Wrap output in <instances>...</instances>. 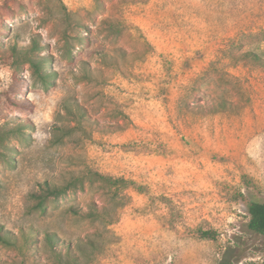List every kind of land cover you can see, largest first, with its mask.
I'll use <instances>...</instances> for the list:
<instances>
[{"label": "rangeland", "instance_id": "1", "mask_svg": "<svg viewBox=\"0 0 264 264\" xmlns=\"http://www.w3.org/2000/svg\"><path fill=\"white\" fill-rule=\"evenodd\" d=\"M263 29L264 0H0V228L24 243L0 264H61L48 232L82 264L263 261L264 68L229 56L264 50ZM89 169L142 190L117 207L86 182L35 209ZM103 205L114 223L70 211Z\"/></svg>", "mask_w": 264, "mask_h": 264}, {"label": "trees", "instance_id": "2", "mask_svg": "<svg viewBox=\"0 0 264 264\" xmlns=\"http://www.w3.org/2000/svg\"><path fill=\"white\" fill-rule=\"evenodd\" d=\"M259 34L264 35V29L257 33L251 32V35H259ZM34 47L36 49L41 48L38 43H36ZM18 53L19 51L17 50V48H14L13 51L14 58H16ZM230 55L233 59H236L237 61L244 60L264 68V50L258 52L256 50L249 49V50H244L243 52H241V54H231V52H229V56ZM25 57H26L25 61L31 63V65L35 68V71L38 73V75L40 74V76L45 81H47L48 73L46 71H42L41 60L37 61L34 58H32L30 56V51L25 52ZM233 105H234L233 102L230 101L227 96H222L221 98L218 99L217 104H215L214 110L226 111L228 109L233 108ZM86 182H89L90 184L98 183L100 186L105 188L108 194L112 197L113 202L117 205V207H121L128 201L130 196L126 192L127 189H129L130 187H138L139 189L142 190L141 188L142 186H138L137 182L132 179H128L125 177H116L114 175H108L97 170L89 169L85 176L82 177L73 176L70 180H68L64 184H52L50 182H45L42 185L41 192L35 194V198L37 199V202L35 204V209H38L40 211H46L48 203L57 201L58 199L65 196L72 190H76L77 188H84ZM248 210L250 213V221L248 224L249 228L254 232L264 235V202L253 200L249 203ZM70 211L74 215L100 219L108 224H112L116 220L115 212L109 210L108 207L104 205L100 207L93 206L91 210L86 212H81L76 208H74L73 206H71ZM201 235L203 237L214 238L215 232L211 230H206V231H202ZM24 237L26 239V242L31 240V235L28 236L26 233H24ZM46 237L52 251L57 255V257L61 261V264H82L83 256L90 257V254L85 255L84 249L80 244L77 248L74 249L69 248L66 254H63L61 251L58 250L57 244H55L54 241L55 234L48 232L46 234ZM0 242L7 246H13V247L20 246V248L24 247L23 246L24 243L22 245H19L20 241L18 240L17 236H14L9 231H3L1 228H0ZM92 243L94 242L92 241ZM221 264H247V263H242L241 261L223 260ZM252 264H264V260Z\"/></svg>", "mask_w": 264, "mask_h": 264}]
</instances>
